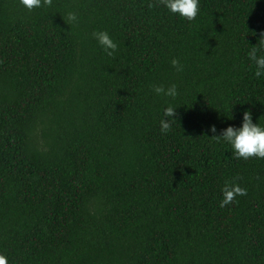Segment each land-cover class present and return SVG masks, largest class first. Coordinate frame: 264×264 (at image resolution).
Returning a JSON list of instances; mask_svg holds the SVG:
<instances>
[{
  "label": "trees",
  "instance_id": "obj_1",
  "mask_svg": "<svg viewBox=\"0 0 264 264\" xmlns=\"http://www.w3.org/2000/svg\"><path fill=\"white\" fill-rule=\"evenodd\" d=\"M200 8L189 22L158 0L32 11L0 0L8 264H264V159H236L211 140L241 127L245 111L264 117V78L248 57L256 46L264 55V0ZM95 31L117 43L113 56ZM172 84L175 99L153 91ZM169 105L176 120L162 134ZM226 182L247 195L222 208Z\"/></svg>",
  "mask_w": 264,
  "mask_h": 264
},
{
  "label": "clouds",
  "instance_id": "obj_2",
  "mask_svg": "<svg viewBox=\"0 0 264 264\" xmlns=\"http://www.w3.org/2000/svg\"><path fill=\"white\" fill-rule=\"evenodd\" d=\"M159 5L167 9L172 15L186 19L189 22L196 20L200 14L201 0H158ZM19 3L27 10L32 11L36 8L51 7L53 0H19ZM68 20L77 22L75 13L68 14ZM93 38L108 56H113L118 50V45L107 31H95L92 33ZM260 41H264L261 39ZM258 46L253 47L248 53V57L255 64V77L257 79L264 78V55H258ZM171 65L176 71H183V66L178 59H172ZM153 91L157 96L171 97L175 99L178 95V86L172 84L165 88L162 85L154 86ZM176 109L169 105L163 110V118L160 120V131L167 134L172 127V123L176 120ZM260 118L259 123H253L251 111H245L242 114V125L239 128L229 126L224 129L219 136H213L211 140L223 142L231 146L233 156L236 159L248 160L250 158L264 159V123ZM211 132L215 134L217 129L211 128ZM222 191V199L220 207L232 204L238 196H246L247 190L241 188L239 184L225 183ZM0 264H8L7 257L0 254Z\"/></svg>",
  "mask_w": 264,
  "mask_h": 264
}]
</instances>
